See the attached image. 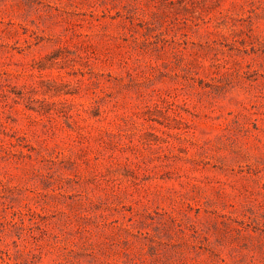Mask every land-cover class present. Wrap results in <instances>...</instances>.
<instances>
[{
    "label": "rangeland",
    "instance_id": "374dc122",
    "mask_svg": "<svg viewBox=\"0 0 264 264\" xmlns=\"http://www.w3.org/2000/svg\"><path fill=\"white\" fill-rule=\"evenodd\" d=\"M0 264H264V0H0Z\"/></svg>",
    "mask_w": 264,
    "mask_h": 264
}]
</instances>
